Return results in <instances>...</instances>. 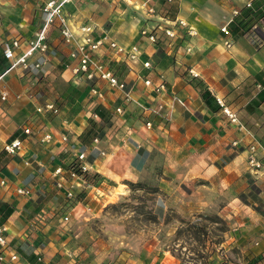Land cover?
Here are the masks:
<instances>
[{
	"label": "crops",
	"instance_id": "crops-1",
	"mask_svg": "<svg viewBox=\"0 0 264 264\" xmlns=\"http://www.w3.org/2000/svg\"><path fill=\"white\" fill-rule=\"evenodd\" d=\"M246 1L65 3L64 13L71 29L80 33L79 27L91 24L95 34L105 33L126 49L138 45L140 55L136 61L122 59L110 53L106 44L97 53L129 91L126 99L125 91L99 81L103 93V98L97 100L101 119L90 116V85L77 80L67 67L73 46L62 41L57 23L48 32L49 61L36 77L19 68L5 73L1 88L8 97L0 100V180L4 181L0 183V224L7 227V246L0 248L4 257L0 264H32L30 256L39 264H73L80 256L73 235H80L76 224L86 213L85 203L93 209L120 183L160 175V185L165 189L181 192L188 187L191 194H203L201 204L206 208L216 202L222 210L249 201L244 195L241 199L246 192L260 196L264 203V25H254L250 17L251 24L243 26L248 21L244 17ZM263 3L253 1L254 7L260 5L259 11ZM151 4L155 13L148 12ZM233 10L239 13L228 25L229 34H225L220 28ZM44 17L39 0H0V73L8 65L3 42L19 39V50H23ZM261 19L264 21V14ZM176 20L186 25L173 27L170 22ZM158 25L175 28L176 36H167ZM253 26L263 38L260 46L253 45L248 37ZM143 27L155 29V44L140 35ZM191 29L195 34L189 33ZM227 40L230 46H226ZM145 61L151 63L150 68H144ZM160 84L164 87L157 89ZM204 90L214 98L213 108L203 100ZM46 103H54L59 113L36 112ZM223 107L235 114V121ZM146 122L152 126L148 128ZM27 126L39 130L38 136L26 135ZM44 133H51L52 140L40 142ZM62 134L67 136V143H61ZM96 137L99 139L94 142ZM15 138L22 140L21 148L7 153L5 144ZM234 141L238 144L233 145ZM251 142L259 145V169H251L247 163L246 146ZM81 150L86 153L84 162L96 182L77 183L68 173ZM58 164L65 169L62 188L56 186L57 179L52 176ZM72 185L80 202L67 197ZM18 188L30 192L18 194ZM168 194L155 206V214L162 221L177 199ZM249 211L244 227L234 224L230 230L234 246L244 251L241 257L264 253V213L253 207ZM62 215H68L69 220L61 222ZM159 249L149 243L126 264H177L170 252ZM13 254L17 258L10 260Z\"/></svg>",
	"mask_w": 264,
	"mask_h": 264
},
{
	"label": "rangeland",
	"instance_id": "rangeland-1",
	"mask_svg": "<svg viewBox=\"0 0 264 264\" xmlns=\"http://www.w3.org/2000/svg\"><path fill=\"white\" fill-rule=\"evenodd\" d=\"M263 14L264 8L253 13L254 25H264ZM159 176L117 184L109 196L80 216L76 224L80 235H73L80 256L73 264H126L149 243L170 252L177 264H243L244 251L234 246L230 230L234 224L244 227L249 208L264 213L260 196L246 192L242 195L249 201L222 210L216 202L206 208L201 204L203 194H191L188 187L181 192L165 189ZM168 193L178 200L167 208L162 221L155 214V206Z\"/></svg>",
	"mask_w": 264,
	"mask_h": 264
},
{
	"label": "built area",
	"instance_id": "built-area-1",
	"mask_svg": "<svg viewBox=\"0 0 264 264\" xmlns=\"http://www.w3.org/2000/svg\"><path fill=\"white\" fill-rule=\"evenodd\" d=\"M69 0H39L41 3V8L45 14L43 23L41 27L35 32L32 38L26 42V46L23 50L21 48V42L19 39H12L10 41L3 42L2 52L5 59L8 61V65L5 67L4 71L0 73V100L5 101L8 97V93L5 89L1 88V82L5 73L10 71L13 68H19L24 73L30 75L31 77H36L37 72L49 61L48 51L50 50L48 42V32L49 29L58 24L59 32L62 38V41L67 45H72L73 49L70 51L69 56L71 62L67 65L70 68L72 74L77 80H84L90 85V104L92 106L90 116L93 119H98V115L95 112L96 107L98 106L97 100L103 98V93L99 90L97 83L99 81H105L109 86L117 87L122 91H125V98L129 99V91H126V85L123 81H120L114 72L104 63V61L98 58V54L101 51V48L104 44L107 45L110 53H113L116 57L122 59H127L129 61H136L139 59L140 48L138 45H132L128 49L119 45L114 40H110L105 33L95 34V27L91 24H85L78 28V31H74L68 25L67 16L64 13V5ZM254 0H247L245 7H252ZM150 2V0H148ZM154 5L151 4L148 8L149 13H155ZM239 11L233 10L232 16L228 21L220 28V30L229 34L228 25L234 20V17L238 15ZM171 25L183 27L186 23L183 20H176L170 22ZM168 23V24H170ZM157 28H161L164 33L169 37H175L177 31L175 28H167L161 25H158ZM190 34H195V31L192 29L189 31ZM248 37L251 43L255 46H260L263 42V38L258 32L256 26H253L248 31ZM140 35L144 37L149 43L155 44L157 42V34L155 29L150 30L147 27H143L140 30ZM230 41H225L226 46H230ZM19 50V51H17ZM73 61L75 62L73 65ZM144 68H150L151 63L149 61L143 62ZM193 76H197V73L190 70ZM146 84H150V80L145 81ZM163 84L158 85L157 89H162ZM176 101L184 105V102L180 99L174 97ZM218 102L221 103V100L218 99ZM51 111L54 114L59 113V108L54 103H46L42 107H37L36 112H45ZM117 112L121 111L120 107L116 108ZM223 111L229 116L232 121L236 120L235 114L231 113L226 107H223ZM145 125L150 128L152 125L150 122H146ZM39 132V130H37ZM30 126L24 128V133L28 136H38V132ZM98 137L94 138V142L98 141ZM52 140L51 133H44L39 141L40 142H49ZM68 138L66 135H61V143H67ZM238 142L234 141L233 145H237ZM22 146V140L15 138L7 142L4 146V150L7 153L13 154L17 152ZM247 149V163L251 169H259L262 165L259 157V145L255 142H251L246 146ZM65 150H63L64 152ZM104 152L100 151V156H103ZM86 153L84 150L78 151L76 154L75 162L73 161L68 169L70 177L75 180L77 183H86L84 173L88 172V167L85 164ZM64 172L65 169L62 164H58L52 176L57 179L56 186L62 188L64 186ZM1 184H4L3 180H0ZM76 185H79L77 184ZM72 187H69L67 192V197L73 198L76 202L78 201L74 195ZM96 188V184L94 185ZM97 191V190H96ZM30 190L27 188H18V194H29ZM86 212L92 210V207L85 203ZM61 222H67L69 220L68 215L59 216ZM7 227L4 223L0 224V248L7 246L6 239ZM17 256L15 254L10 256V260H15ZM4 260L2 254H0V261Z\"/></svg>",
	"mask_w": 264,
	"mask_h": 264
},
{
	"label": "trees",
	"instance_id": "trees-1",
	"mask_svg": "<svg viewBox=\"0 0 264 264\" xmlns=\"http://www.w3.org/2000/svg\"><path fill=\"white\" fill-rule=\"evenodd\" d=\"M262 6H264V5H262ZM245 8H246V12L244 13V17H247L248 21H245V25H243V26H246L247 24H249L252 21L251 20V18L253 19L252 15H253V13L259 11L260 5H256V7H254V5H252V7H245ZM245 29H247V28H245ZM202 97H203V100L205 101V103L208 106H210L211 108H213L212 101L214 100V98L211 96V94L207 90H204L202 92ZM98 108H99V105L96 107L95 112L97 113L99 119H101L102 115L99 112ZM84 177L86 178L87 181L96 182L93 174H91L90 172H85L84 173ZM244 198L245 197L243 195H241V199H244ZM2 220L3 219L1 218L0 222H2ZM29 260H30V262L32 264H39L37 259L33 258L32 256L29 257ZM263 263H264V253L263 254H259L257 256L251 255V254L250 255H246V254L243 255V264H263Z\"/></svg>",
	"mask_w": 264,
	"mask_h": 264
}]
</instances>
